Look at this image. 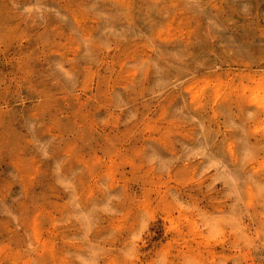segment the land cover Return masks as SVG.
<instances>
[{
    "label": "rangeland",
    "instance_id": "rangeland-1",
    "mask_svg": "<svg viewBox=\"0 0 264 264\" xmlns=\"http://www.w3.org/2000/svg\"><path fill=\"white\" fill-rule=\"evenodd\" d=\"M0 264H264V0H0Z\"/></svg>",
    "mask_w": 264,
    "mask_h": 264
}]
</instances>
